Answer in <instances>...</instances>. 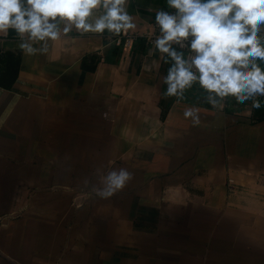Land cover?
<instances>
[{
    "label": "crops",
    "instance_id": "0c3cea01",
    "mask_svg": "<svg viewBox=\"0 0 264 264\" xmlns=\"http://www.w3.org/2000/svg\"><path fill=\"white\" fill-rule=\"evenodd\" d=\"M127 9L136 33L169 10ZM128 34L74 31L30 56L0 33V72L18 63L0 85V264H264V113L232 97L213 109L198 84L165 98L170 65ZM122 167L123 191L91 192L97 168Z\"/></svg>",
    "mask_w": 264,
    "mask_h": 264
},
{
    "label": "clouds",
    "instance_id": "9594fccd",
    "mask_svg": "<svg viewBox=\"0 0 264 264\" xmlns=\"http://www.w3.org/2000/svg\"><path fill=\"white\" fill-rule=\"evenodd\" d=\"M129 0H0V33L14 30L26 55L47 54L49 43L105 32H135ZM155 13L154 51L169 64L162 83L165 98L179 104L194 84L203 102L222 112L228 98L237 104L264 106V0H166ZM39 45V47H36ZM201 109L185 105L183 118L201 124ZM98 186L91 192L109 199L134 179L127 168L95 170ZM89 180L82 181L88 187Z\"/></svg>",
    "mask_w": 264,
    "mask_h": 264
},
{
    "label": "trees",
    "instance_id": "16d2710c",
    "mask_svg": "<svg viewBox=\"0 0 264 264\" xmlns=\"http://www.w3.org/2000/svg\"><path fill=\"white\" fill-rule=\"evenodd\" d=\"M118 51V48H116V52ZM8 54H11L8 52ZM18 72V63L15 62L14 59L8 58L6 61V66L4 71L0 72V85L4 87H11L12 84L16 81L17 79V73ZM264 100V98H261ZM264 113V106H262L259 109H255V114L257 115V118H261Z\"/></svg>",
    "mask_w": 264,
    "mask_h": 264
},
{
    "label": "built area",
    "instance_id": "2783aa9c",
    "mask_svg": "<svg viewBox=\"0 0 264 264\" xmlns=\"http://www.w3.org/2000/svg\"><path fill=\"white\" fill-rule=\"evenodd\" d=\"M166 11H174V10L169 9ZM154 25H155V21L152 23V26L150 28H148L142 32H138V33L134 32L132 34L129 33L128 34L129 39H133V38H135V36L139 35V36H143L148 44L153 45L152 41L155 38L153 35V32L155 31L158 34V31H159L158 29H154ZM117 42L121 43V39L118 38ZM1 223H3V219L0 217V225H1Z\"/></svg>",
    "mask_w": 264,
    "mask_h": 264
}]
</instances>
